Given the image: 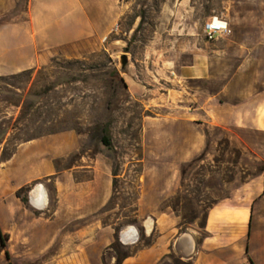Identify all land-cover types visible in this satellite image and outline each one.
I'll use <instances>...</instances> for the list:
<instances>
[{
    "label": "rangeland",
    "instance_id": "rangeland-1",
    "mask_svg": "<svg viewBox=\"0 0 264 264\" xmlns=\"http://www.w3.org/2000/svg\"><path fill=\"white\" fill-rule=\"evenodd\" d=\"M115 12L98 36L53 49L35 69L0 76V204L15 198L20 174L9 160L17 147L68 136L72 151L53 162L51 173L19 189L18 198L29 200L41 186L49 202L43 216H49L57 199L73 198V185L89 184V220L113 232L102 264H117L151 241L139 227L147 215L168 212L179 231L201 225L221 192L216 186L211 192V174L215 185L235 184L264 168V132L203 123L192 88L177 75L193 53L216 54L230 77L220 103H237L240 88H264V0H115ZM214 16L228 28L208 41L202 27ZM182 112L194 119L173 131H200L204 143L169 174L167 160L154 155L168 141L161 120ZM127 226L137 234L130 244L120 232ZM0 264L54 262L50 252L9 255L0 243Z\"/></svg>",
    "mask_w": 264,
    "mask_h": 264
},
{
    "label": "crops",
    "instance_id": "crops-1",
    "mask_svg": "<svg viewBox=\"0 0 264 264\" xmlns=\"http://www.w3.org/2000/svg\"><path fill=\"white\" fill-rule=\"evenodd\" d=\"M115 0H0V76H10L44 64L53 49L98 36L114 19ZM222 57L193 53L187 64L177 67L178 77L192 88L191 96L202 113L203 123L264 132V88H240L239 101L227 105L219 96L229 94V75L218 66ZM206 90V91H204ZM207 94L201 98L202 94ZM161 120L168 140L155 157L167 160L169 174L187 157L201 150L200 131L187 136L172 127L185 126L191 113ZM177 135V136H175ZM68 136L51 135L20 144L11 168L20 174L13 189L15 198L0 204V231L4 251L14 254L50 252L54 264H102V250L113 232L88 217L89 184L71 189L72 199H57L55 209L43 216L48 205L46 191L35 186L25 203L16 192L53 171V162L72 151ZM48 156V159H47ZM220 188L204 212L199 226L179 231L177 217L168 213L147 215L139 227L151 241L121 259L120 264H264V168H258L238 183L213 182ZM27 199V198H26ZM85 211V214H84ZM120 231L125 244L135 234ZM123 240V241H124Z\"/></svg>",
    "mask_w": 264,
    "mask_h": 264
},
{
    "label": "built area",
    "instance_id": "built-area-1",
    "mask_svg": "<svg viewBox=\"0 0 264 264\" xmlns=\"http://www.w3.org/2000/svg\"><path fill=\"white\" fill-rule=\"evenodd\" d=\"M228 28V23L225 19L219 17L209 18L203 25L202 31L204 37L208 41L215 40L221 34L225 33Z\"/></svg>",
    "mask_w": 264,
    "mask_h": 264
},
{
    "label": "water",
    "instance_id": "water-1",
    "mask_svg": "<svg viewBox=\"0 0 264 264\" xmlns=\"http://www.w3.org/2000/svg\"><path fill=\"white\" fill-rule=\"evenodd\" d=\"M126 64H127V57L123 54L119 58L120 69L123 70ZM126 231H130L131 234H135L137 236L136 231L133 227H128ZM121 237H122V233H121ZM122 239H123V237H122ZM124 241H128V240H124ZM133 241L134 240H131V242H133Z\"/></svg>",
    "mask_w": 264,
    "mask_h": 264
},
{
    "label": "trees",
    "instance_id": "trees-1",
    "mask_svg": "<svg viewBox=\"0 0 264 264\" xmlns=\"http://www.w3.org/2000/svg\"><path fill=\"white\" fill-rule=\"evenodd\" d=\"M104 143H105L106 145H109L108 141H106V140L104 141ZM19 191H20V190H19ZM19 191L16 192L17 196H19ZM21 199H22V201H23L24 203L27 201L26 198H21ZM0 243H1V247H4V242H3V240H2V234H1V231H0ZM128 255H130V254H128ZM128 255H126V256H128ZM117 264H120V261L117 262Z\"/></svg>",
    "mask_w": 264,
    "mask_h": 264
}]
</instances>
